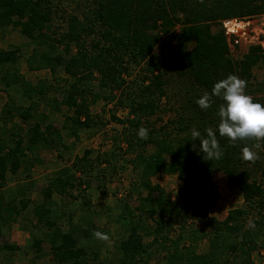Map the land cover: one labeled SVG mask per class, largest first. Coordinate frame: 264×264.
Masks as SVG:
<instances>
[{
  "label": "trees",
  "instance_id": "obj_1",
  "mask_svg": "<svg viewBox=\"0 0 264 264\" xmlns=\"http://www.w3.org/2000/svg\"><path fill=\"white\" fill-rule=\"evenodd\" d=\"M51 1L0 0V34L3 36L9 27L17 29L33 46L26 58L29 71L48 70L56 83L64 80L56 77L57 71L67 76L60 88V100L52 98L46 104L51 112L60 106L71 111L62 126L69 137L77 138L80 132L98 125L90 108L100 99L106 103L116 101V106L127 112L124 120L111 114L109 121L122 125L120 144L125 147H118L117 151L133 156L128 164L139 174L136 187L146 195H139L136 208L123 205L119 217L128 222L127 236L119 241L112 264H143L155 247L164 254L165 264H254L251 254L257 249L258 240H264V185L255 174L259 171L264 178V166L248 167L240 150L245 144L256 142L237 141L232 146L217 131L223 156L210 161L204 159L200 142L193 140L191 131L195 128L206 137L207 128L217 129L222 101L213 97L207 110L196 104L216 82L229 74L236 75L247 82L245 92L249 94L252 69L264 60V50L251 47L235 63L229 58L223 31L213 32L212 27L221 20L264 13V0H84L77 7L82 5L79 13L64 20L61 35L51 31L55 15ZM176 25L181 26L178 34L174 33ZM20 58L18 48L0 50V88H19L22 97L29 101L23 107L10 98L0 115V190L7 173L15 175L23 164L30 163L29 157L31 163H36L40 151L68 149L61 132L45 124L48 117L38 111L44 96L58 93L55 83L42 81L33 85L26 81L17 70ZM130 63L141 71L138 82L128 81ZM172 79L186 81L179 92L183 103L176 116L167 119L166 127L156 128L166 113L162 101ZM92 81L97 83L96 88L91 86ZM253 91L264 94V80ZM14 119L19 124L12 122L7 129L6 125ZM141 127L148 129L147 139L138 137ZM148 147L153 148L150 153ZM263 148L264 145L254 150ZM115 159L113 152L107 157L92 158L91 151L86 150L81 157H74L70 168L56 172L42 192V202L34 207L33 214L47 230L45 236L55 264H96L97 254L79 245L82 234L87 237V230L70 226L64 231L58 226L48 207L52 194L70 195L76 181L80 185L85 182L76 177L77 173L89 177L95 166ZM110 169L116 172L115 167ZM217 172L234 185L244 203L222 221L209 218L206 210L214 194L213 175ZM158 174L175 176L181 183L179 201L170 202L159 186L151 184L150 179ZM196 196L200 198L199 207L191 212ZM2 199L0 194V219L4 220L6 214L11 220L17 215L14 203L4 205ZM18 203L22 210L28 200L19 199ZM84 205L89 206L90 200L85 199ZM189 213L192 222L203 221L208 231L189 228ZM250 223L254 227H249ZM174 231L177 237L171 238ZM143 237L150 238V242L143 241ZM203 240L207 242V253L199 254L197 245ZM40 244L38 240L34 243L36 253Z\"/></svg>",
  "mask_w": 264,
  "mask_h": 264
},
{
  "label": "rangeland",
  "instance_id": "obj_2",
  "mask_svg": "<svg viewBox=\"0 0 264 264\" xmlns=\"http://www.w3.org/2000/svg\"><path fill=\"white\" fill-rule=\"evenodd\" d=\"M83 1L52 0L50 3L55 8V15L51 31L61 35L64 32V20L71 14H78L82 5L81 8L77 7ZM233 19L238 20V22L248 23L247 29L243 30L246 34L241 43L235 45L231 36L225 35L226 41L229 44V58L233 62L238 63L245 56L249 48L257 47L260 50H264V13L255 14L248 18L221 20L218 23L219 25L212 27V31L215 32L218 29L224 33L223 22L225 21L228 31H239L241 25ZM234 24L236 26L233 31L231 28ZM180 28V25H176L174 33L178 34ZM88 40H86V44L89 43ZM190 47L191 45L188 43L186 48L189 50ZM10 48H18L20 50L21 58L18 61L17 70L26 81L33 85L42 81L46 84L55 83L53 86L58 93L50 92L44 96L42 102L39 103L38 111L48 117L45 124L52 125L54 129L61 132L68 149L60 147L57 150L47 149L40 151L38 162L31 163V159L28 156L30 163L26 162L27 164H23L15 175L7 173L4 187L0 190V194L3 197L2 201L4 205L10 201L14 203L17 215H14L9 220L7 215L4 214V220L0 219V264H55L45 236L47 230L37 223L33 210L37 204H41L42 192L46 189L52 178L55 177L54 174L63 168H70L74 157H81L86 150L91 151L92 158L96 156H100L101 158L107 157L113 152L116 154L117 159L114 161L109 160L108 164L102 163L99 166H95L89 177H87L88 175L85 177L77 173L76 177L81 181L85 179V182L80 185L79 181H76L74 189L69 191L70 195L61 197L53 193L48 207L50 208L51 216L55 218L62 230L67 231L70 226L87 230V233H85L87 237L84 238V234H82L79 245L84 246L92 254H97L96 264H112L117 258L116 248L119 241L125 239L127 236L126 224L128 222L121 220L119 217L123 210V205L127 204L131 209L136 208L138 206L139 195L141 193L143 196L146 195L144 191H140L136 187L139 181V174L133 171L128 164L133 156L123 155L122 152L117 151L118 147L121 150H124L125 147V145L120 144L122 125L109 121L111 114H114L120 120H124L127 117V112L116 106V101L106 103L100 99L91 105L90 108L91 115L98 119V125L90 130L80 132L77 138L69 137L66 131L62 129V126L64 118L69 116L71 111L60 106L59 110L51 112L46 104V101L52 98L60 100V88L67 76L62 71H57L56 77L64 80L56 83L48 70L29 71L26 66V58L31 54L33 46L19 34L17 29L11 27L6 29L3 36L0 34V50H8ZM40 49L42 50L43 46ZM58 51L61 53V50ZM72 51L74 53L75 49L73 48ZM128 68L130 72L128 81L135 80L138 82V77L141 75L139 67L130 63ZM252 76L253 79L249 81L247 89L248 95L253 100L256 98L258 100L257 103L264 105V94H256L253 91L264 80V60H260L253 67ZM180 80L182 79L178 81L172 79L167 87V97L162 101L166 113L162 116L163 122L157 121L156 128L166 127L167 119L173 118L179 112L183 103L182 95L179 92L185 88V80L183 79V82H180ZM91 84V86L96 88L97 83L95 81H92ZM105 94L108 95V93ZM107 95L103 94V96ZM10 98L14 100L17 106L26 107L29 104V101H26L22 97L19 88L4 90L2 87L0 88V115L3 106L10 103ZM12 122L18 123V119H14L8 123L6 125L7 129L10 128ZM147 149L149 153L153 150L152 147H148ZM58 152L61 155H59L60 158L57 157ZM257 152L260 159L254 164L248 162V167L256 166V164L264 166V148L257 150ZM113 167L116 168L115 173L110 169ZM255 178L260 184L264 185V178L260 175L259 171L255 174ZM150 181L152 185H157L161 188L162 194L171 199L170 202L175 203L180 200L178 190L181 183L175 176L158 174L152 177ZM213 185L214 194L209 199L206 209L209 218L222 221L230 211L243 207L244 203L241 195L223 173H214ZM19 199L23 201L28 200L25 209H19ZM85 199L90 200L89 206H83ZM199 200L200 198L196 196L191 212L198 209ZM188 216L186 224L189 228H205L203 221L196 220L192 222L190 213ZM90 226H94V228L91 230ZM175 229H177V226ZM205 230L208 231L206 228ZM94 232L106 234L108 240L96 238L93 235ZM176 237L177 231L172 232L171 238ZM36 240L41 242L40 251L37 253L34 247ZM142 240L150 242L151 239L143 237ZM150 252L151 258L143 264H165L164 254L159 252L156 247ZM197 252L199 254L207 253L206 240L197 245ZM251 259L254 264H264L263 239L258 240L257 249L251 254Z\"/></svg>",
  "mask_w": 264,
  "mask_h": 264
},
{
  "label": "clouds",
  "instance_id": "obj_3",
  "mask_svg": "<svg viewBox=\"0 0 264 264\" xmlns=\"http://www.w3.org/2000/svg\"><path fill=\"white\" fill-rule=\"evenodd\" d=\"M247 82L236 75L229 74L226 78L216 82L211 92L205 91L196 104L207 110L213 104V97L219 98L222 103L218 107L219 123L216 130L209 127L205 130L206 137H202L200 131L195 128L191 131L193 140H199V150L203 152L205 160H219L223 156L217 139L218 131L221 137H226L232 146L237 141H255L251 146L245 144L241 148V158L249 163H255L260 159L257 151L264 145V105L253 101L246 94ZM140 139H147L148 129L141 127L138 130ZM195 148V145L193 146ZM254 227V224H249ZM96 238L107 241L108 236L100 232H94Z\"/></svg>",
  "mask_w": 264,
  "mask_h": 264
},
{
  "label": "built area",
  "instance_id": "obj_4",
  "mask_svg": "<svg viewBox=\"0 0 264 264\" xmlns=\"http://www.w3.org/2000/svg\"><path fill=\"white\" fill-rule=\"evenodd\" d=\"M233 20L236 21V22H238V20H236V19H233ZM225 22H223L224 29H225L224 35L231 36V38L233 39V42H234L235 45H237L238 43H241V40L243 38H245V34H246V32L243 31V30L244 29L245 30L247 29L248 23L247 22L245 23V22L239 21L238 23L241 25L239 31H236V32H232L231 33V32L228 31V28L226 27Z\"/></svg>",
  "mask_w": 264,
  "mask_h": 264
},
{
  "label": "bare ground",
  "instance_id": "obj_5",
  "mask_svg": "<svg viewBox=\"0 0 264 264\" xmlns=\"http://www.w3.org/2000/svg\"><path fill=\"white\" fill-rule=\"evenodd\" d=\"M235 26H236V25L234 24V26L231 28L233 31H234V29H235ZM235 31H236V30H235Z\"/></svg>",
  "mask_w": 264,
  "mask_h": 264
}]
</instances>
